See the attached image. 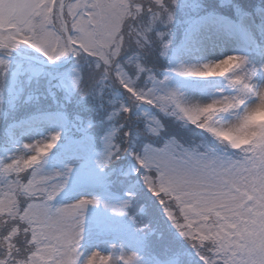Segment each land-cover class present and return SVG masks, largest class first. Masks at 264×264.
Listing matches in <instances>:
<instances>
[{"label": "trees", "instance_id": "trees-1", "mask_svg": "<svg viewBox=\"0 0 264 264\" xmlns=\"http://www.w3.org/2000/svg\"><path fill=\"white\" fill-rule=\"evenodd\" d=\"M128 1L131 16L121 22L113 43L105 48L104 55L75 50L74 59L67 67L54 69L39 67L13 52L0 51V55L8 57L5 61L7 67L0 69V156L6 148L15 145L8 135L12 124L44 113H62L68 121V134L88 141L92 154L102 150L106 137L113 134L112 155L103 167L112 194L119 198L126 193L129 196L130 205L124 225L136 231L135 238L141 243L142 260L148 264H165L169 261L174 264H202L193 248L195 241L177 233L167 215V211L174 208L164 206L163 202L169 196L158 190L163 172L159 166L147 163L148 155L165 143L182 155V161L187 159V154L222 161L225 158H239V153L222 149L199 130L182 127L174 117L167 115L170 107L160 101L152 104L139 101L138 94L149 88L150 75L163 78L169 68V54L173 47L184 42L186 29L194 17L213 13L237 22L242 14H247L259 25L262 21L259 10H264V0H183L177 5L167 1L163 4L167 11L161 13L158 22L156 16L148 12L149 5L156 10V2ZM135 4L144 5L143 15ZM170 11L173 22L167 23ZM164 19L162 28L160 25ZM145 38L153 42L147 43ZM163 41H170L165 55L162 54ZM15 49L27 55L43 57L35 48L27 51L18 47ZM49 59L58 62L64 60L61 57ZM16 63L26 73L15 78L13 71L18 70ZM69 68L79 73V79L73 87L66 88L59 81L60 75ZM34 69H38L40 74H33ZM126 88L129 90L126 91ZM138 104L146 106L148 114L138 112ZM124 106L132 108L130 114L123 111ZM8 176L11 181L25 185L24 175L18 177L16 173H10ZM144 177H148L151 184ZM147 189H152L158 195L152 196ZM44 201L45 197L40 194L28 195L20 190V185L11 188L5 181H0V232L15 222L5 210L6 206L14 207L13 202L20 206L26 202L39 205ZM14 210L18 216L25 215L18 208ZM192 225L195 227V223ZM31 227L37 228L35 223ZM23 242L24 233L21 231L16 242L21 253L24 250ZM209 247L212 245L205 244L201 251ZM3 252L4 249L0 248V255Z\"/></svg>", "mask_w": 264, "mask_h": 264}, {"label": "snow or ice", "instance_id": "snow-or-ice-1", "mask_svg": "<svg viewBox=\"0 0 264 264\" xmlns=\"http://www.w3.org/2000/svg\"><path fill=\"white\" fill-rule=\"evenodd\" d=\"M138 11L143 15L144 5H139ZM166 11L161 0H156V10L151 5L148 7L149 14L154 16ZM124 14H130L125 0H6L3 24L5 28L12 25L14 30L0 32V50H13L23 44L55 58L65 55L67 45L79 40L82 48L92 51L107 45L116 22ZM167 19L172 20L169 13ZM73 32L78 34L75 38ZM62 33L69 34L67 40ZM6 67V62L0 59V69ZM204 67L208 69L207 65ZM181 74L204 76L207 71L183 68ZM240 82L239 79L230 81L233 84ZM231 106L230 103L226 105ZM213 110H217L216 104L199 112L204 114ZM123 111L130 114L132 108L124 106ZM184 111L193 122L199 119L195 110L191 114ZM59 139V134H55L43 145H24L26 150H34L36 154L30 159L13 158L7 163L0 162V175H24L25 185L39 187L42 191L47 185L51 189L46 191L47 201L54 200L65 183L52 182L59 179V174L45 177L34 166L40 160V154L56 145ZM157 152L164 168L170 170L162 177L160 190L175 194L189 230H184L185 225L181 223L175 226L181 236L195 241L193 248L202 264H264V144L253 146L250 155L223 171L206 163L177 169L170 158L172 147L168 143ZM111 155L105 156V163ZM144 179L151 184L148 177ZM97 203L96 200L80 199L54 211L47 202L39 205L26 202L23 206L13 202L14 207L6 206L5 210L15 222L0 232V248L4 249L0 264H81L79 227L86 207ZM127 206L125 203L113 211L123 214ZM14 208L25 215L18 216ZM167 215L172 217L174 214L169 211ZM32 223H37L38 227L32 229ZM193 223L195 227H191ZM21 231L24 233L23 253L16 246ZM205 244L212 247L201 251ZM96 261L113 264L111 257H101L99 252H93L84 264H95ZM135 261V256L122 258L123 264H135Z\"/></svg>", "mask_w": 264, "mask_h": 264}, {"label": "rangeland", "instance_id": "rangeland-1", "mask_svg": "<svg viewBox=\"0 0 264 264\" xmlns=\"http://www.w3.org/2000/svg\"><path fill=\"white\" fill-rule=\"evenodd\" d=\"M151 1L156 2V0ZM167 1L173 4V0H161V3H168ZM222 1L228 2V0ZM178 2H183V0H177L175 5ZM5 3L6 0H0V32L14 30L12 25H8L5 28L3 24ZM125 3L129 6L131 14L129 1L125 0ZM138 7V4H135V8L138 9ZM130 14L122 15L116 22L111 39L107 45L98 46L95 50L89 51L82 48L79 40H76L75 44H73V54L75 50H82L88 53H101L104 55L105 48L113 43L115 35L121 27V22L125 18L130 17ZM259 15L262 20L259 25L254 23L247 14H242L237 22L213 13L194 17L186 29L184 42L177 47H173L169 54V68L164 72L163 78L160 79L154 75H150V86L147 90L140 91L138 94L139 101L151 104L155 101H160L163 105L171 107L176 103L175 94L179 93L188 99L189 96H191L190 98L198 96L196 100L198 103H208L220 98L223 104L227 105L230 103L232 105L230 108H226V110H229L239 109L247 98H256L255 87H259L260 81L264 79V47L261 48L264 41L263 9L259 10ZM160 16L162 15L156 16L157 22ZM149 17L152 18V16ZM164 21L165 19L160 25L162 28L165 25ZM167 23H170L168 19ZM77 35L75 32L72 33L74 38ZM62 36L65 39L63 34ZM145 40L147 43L153 42V40L147 38ZM165 44L169 47L170 41H163V55L168 51V47L165 48ZM18 48L25 51L29 49L28 46L23 44L19 45ZM228 55L242 56L245 59L246 68L252 70L251 73L241 72L240 76L233 77V80L239 79L241 82L233 84L232 87L228 85L227 78H203L202 76H184L181 74L183 68H198L205 63L215 62V60ZM57 57L64 58L65 60L69 57V50L65 55ZM215 57L218 58L215 59ZM0 59L6 61L8 57L4 54L0 55ZM236 64L237 61L232 60L223 68V71L217 73L213 70L206 75L223 76L226 72H231L236 67ZM16 67L18 70L13 71V77L16 78L19 74L25 75L26 71H22V66L19 63H16ZM33 74L39 75L40 71L34 69ZM60 77L59 83L63 87H73L78 82L79 73L69 68ZM237 88L240 89V94L245 99L231 95ZM139 104L137 105L138 112L148 114V108ZM237 118L245 122V136L247 139H244L243 143L251 144L254 139L264 134V111L256 110L251 115L245 113L243 117L237 116ZM252 128H258L261 131H248V129ZM55 134H59L60 136L55 147L47 157L43 158L39 165L34 166V169L39 168L40 174L45 177H54L59 174V179L52 182L65 183L64 189L54 200L47 201L46 191L51 190L47 185L44 186L45 190L42 191L39 187L34 188L30 185L25 186L22 182L20 184L13 182L8 175H0V181H5L11 188L20 185V190L26 191L28 195L40 194L44 196V202H47L53 211L57 207H65L80 199L98 201L96 205L90 204L86 207L82 223L79 227L81 240L78 245V251L81 253V261L86 260L93 252H99L101 257H111L113 264H123L122 258L129 256L136 257L135 264H148L140 256L141 243L135 238L136 231H131L124 225L130 205L129 196L126 193L123 198L114 197L108 186V175L104 171L103 164L105 163V156L108 153H112L113 134L106 137L102 150L95 151L92 154L88 141L76 139L73 135L68 134V121L62 113L55 112L34 115L29 119L16 122L10 126L8 135L15 145L6 148L2 152L0 162L7 163L13 158L17 159L20 156L30 154L24 148V145H35L50 141L51 136ZM220 135L228 139L236 138L230 133H220ZM259 145L261 144L254 146L258 147ZM250 154L249 149L244 154L239 153L238 156L241 159L232 157L225 158L222 161L217 158H202L195 154H187L185 155L187 157L185 160L187 161H182V155L172 148L170 158L177 169H190L206 163L215 165L218 170L223 171L231 167L232 163L242 161L245 156ZM176 155H179V157ZM147 163L159 166L163 172V176L170 172V170L164 168L163 161L160 159L157 151H150ZM167 196L169 198L163 204L166 208L171 206L174 208L172 211L174 215L170 217V221L173 222L177 233L180 234V230L176 228L175 224H184L185 228L189 229L188 223L183 222L185 220L183 219L175 194L171 193L167 194ZM7 199L12 198L7 197ZM125 203L128 206L124 208L123 214H117L113 211V209H118ZM30 218L35 219V217ZM35 225L38 227L37 223ZM95 264H99V261H96ZM165 264L174 263L173 261H169Z\"/></svg>", "mask_w": 264, "mask_h": 264}, {"label": "clouds", "instance_id": "clouds-1", "mask_svg": "<svg viewBox=\"0 0 264 264\" xmlns=\"http://www.w3.org/2000/svg\"><path fill=\"white\" fill-rule=\"evenodd\" d=\"M176 3L177 0H173V4L175 5ZM169 14L172 16V20L169 22L172 23L173 13L170 11ZM28 47L31 48L30 46ZM44 56L46 59H48L46 55ZM232 60L237 61V64L236 67L231 72H226L223 76L221 75L202 76L203 78H227L228 85L232 87L233 83H230V81H233L232 79L233 77L240 76L241 72H245V73L252 72V70L246 68L245 59L242 56L228 55L223 59L217 60L215 62L205 63L200 67H198L197 69H200L201 71H207V73L215 70L217 73H219L223 71V68L220 66H227L228 62ZM241 60L243 62H241ZM49 62H54V61H49ZM205 65L208 66L207 70L204 67ZM237 65H239V67ZM231 95L238 96L240 99H245V97L240 94L239 88H237L236 91L233 92ZM255 96L256 98L254 99L253 98L245 99V103L241 105L239 109L226 110L227 107L225 104L221 102L220 98L214 99L208 103H198L188 99L187 97L180 95L179 93H176L175 94L176 103H174L169 108L167 115L174 117L176 121L180 122L182 127L190 126L193 129L199 130L202 134H206L207 137L215 141L222 149L228 152L244 154L256 144H261V145L264 144V134L254 139L251 144L243 143L242 141L244 139H247V137L245 136V122L242 119L237 118V116L243 117L245 113L251 115L258 108L264 107V87H255ZM210 104H216L217 110L200 114L199 110L208 107ZM221 108L225 110H219ZM184 110H187L190 114L193 112V110H195V114L199 115V119L193 122L188 118L187 115H185ZM248 131H261V130L258 128H252V129H248ZM220 133H230L233 134L236 138L228 139L225 136L220 135ZM47 142L49 141L37 143L35 145H43ZM54 147L55 145L49 148L46 152L40 154V160H43V158L47 157L50 151ZM27 151L30 154L25 156H20L17 159H30L33 155L36 154L34 150L31 151L27 150ZM40 160L37 161L36 165L40 164ZM140 167H143V165H140ZM147 190L154 197L158 195V193L154 192L152 189H147ZM161 206L163 207V204H161ZM86 260H82L81 264H84Z\"/></svg>", "mask_w": 264, "mask_h": 264}, {"label": "water", "instance_id": "water-1", "mask_svg": "<svg viewBox=\"0 0 264 264\" xmlns=\"http://www.w3.org/2000/svg\"><path fill=\"white\" fill-rule=\"evenodd\" d=\"M63 34H64V36H65V38L67 40L69 34L68 33H63ZM68 49H69V57L66 58L63 61H60V62H58V61L49 62V61H52V60L46 59L45 57H36V56H32V55H27V54H24V53L18 51L17 49H13V50H0V51L13 52L15 55H17L21 59L31 61V62L35 63L36 65H38L40 67H48V68H54V69H62V68L67 67L71 63V61H73V59H74L73 44H68Z\"/></svg>", "mask_w": 264, "mask_h": 264}, {"label": "bare ground", "instance_id": "bare-ground-1", "mask_svg": "<svg viewBox=\"0 0 264 264\" xmlns=\"http://www.w3.org/2000/svg\"><path fill=\"white\" fill-rule=\"evenodd\" d=\"M218 57H215V59H217ZM220 59H223V58H220ZM219 59V60H220ZM215 61H217V60H215ZM230 63V61L228 62V64ZM220 67H222V68H224L225 66H220ZM259 87H264V79H262L261 81H260V83H259ZM191 96H189V99L190 100H192V101H194V102H196V100L198 99V96H194V97H192V98H190ZM257 110H261V111H264V107H260V108H258Z\"/></svg>", "mask_w": 264, "mask_h": 264}]
</instances>
